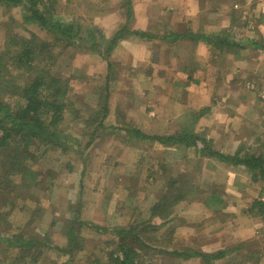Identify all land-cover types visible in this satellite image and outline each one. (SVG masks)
I'll return each mask as SVG.
<instances>
[{"label": "rangeland", "instance_id": "obj_1", "mask_svg": "<svg viewBox=\"0 0 264 264\" xmlns=\"http://www.w3.org/2000/svg\"><path fill=\"white\" fill-rule=\"evenodd\" d=\"M149 1L45 0L49 10L45 14L53 23L51 13L60 22L79 18L84 30L96 28L111 38L125 24L148 33L146 16L162 8ZM168 6L171 19L184 20L167 22L172 34L223 36L240 45L220 50L199 42L198 61L184 57L178 64L171 59L180 68L175 70L168 68L170 61L168 66L160 61L161 39L139 40L153 47L151 54L157 52L159 57L154 74L147 75L145 64L152 56L144 51L145 46L115 47L108 60L79 43L70 48L69 44L51 46L54 35L27 21L23 7L7 10L0 6V52L16 48L8 44L11 37L34 46L32 36L36 35V46L41 45L36 75L45 68L71 81L70 101L75 111L69 109L65 129L81 140L83 152L80 154L76 145L69 151H47L36 145L31 162L38 180L31 182L29 192L22 187L15 189V180L2 175L8 152H0V240L24 235L39 238L41 244L21 264L36 263L38 258L39 264H110V254L120 240L110 230L129 228H134L137 239L145 244L143 247L137 239H128L143 264H205L199 257L185 259L167 252L212 254L220 250L225 256L210 264H264V207L256 203L264 202V177L259 173L254 177L242 166L203 152L207 146L227 156L264 153V50L244 41L264 44V0H169ZM107 11L117 12L115 20L103 24L95 20ZM96 36L102 44L101 33ZM181 53L186 55L187 49ZM109 61L113 63L111 116L99 134L94 131L96 125L85 123L91 108L98 110L104 100ZM11 71L15 75L14 67ZM21 73L24 79L20 82L31 76L26 70ZM181 73H186L185 77ZM21 94L7 87L6 103L22 101L18 98ZM143 113H156L162 120L156 122L160 129H152L153 134L181 133L161 131V125L177 120L179 128L188 122L195 125L197 132L191 131L204 141L197 142L196 149L178 146L177 159L172 147L167 149L159 142L136 139L128 133V128L136 129L129 115ZM112 120L117 127H109ZM12 188L23 190L22 199L14 206L5 201L7 196L12 198ZM180 196L184 199L172 210L161 207L168 217H152L161 197L166 204ZM72 228L77 231L75 241L80 250L70 258L62 251L70 248L67 234ZM104 228L107 232L99 230ZM42 250L45 254L40 257ZM19 255V250H10L0 242V264H12Z\"/></svg>", "mask_w": 264, "mask_h": 264}, {"label": "trees", "instance_id": "obj_2", "mask_svg": "<svg viewBox=\"0 0 264 264\" xmlns=\"http://www.w3.org/2000/svg\"><path fill=\"white\" fill-rule=\"evenodd\" d=\"M127 1L131 3L130 0ZM0 6L5 7L7 10L23 7L28 13L25 17L27 21L37 24L41 29L47 30V32L54 35L55 38L50 41L51 46L69 44L70 48V46L77 45L76 43L83 44V46L85 45L95 53H100L106 57V60L110 58V55L114 52L115 47L118 46L120 41L128 38L143 40L151 37L149 33L131 30L128 25L125 24L117 30L111 38H107L96 28L84 30V26L78 20L79 18L77 20H71L69 23L60 22L59 18L56 16L54 17L50 12L51 16L56 21L53 23L48 14H45L46 10L49 12L48 8L45 6V0H0ZM128 10L130 11V8ZM98 32L101 33L102 44L99 43V39L96 36ZM222 37L223 36H209L203 34H176L172 36L174 39L190 38L220 50L233 47L234 45H240L235 40L227 41V39H223ZM16 38L12 39L11 37L8 42V44L16 45L14 50H10V48L7 47L6 50L0 52V152H8L7 169L2 172V175L13 181L15 180V189L22 187L23 190L29 192L31 191V182H37L38 180V174L32 169L31 162L34 158L33 148L36 145L47 151H69V149H74L72 145L73 147L76 145V147H78V152L80 154L83 152H80L81 140L78 138L80 141L77 139L76 141L74 136L69 134L67 132L68 130L65 129L69 109L71 108L73 112L75 111L70 101L71 81L67 79L64 80L62 77L53 73L51 74L45 71V68L36 75V68L39 67L37 60L41 55V45L37 43L36 46L38 37L36 35L32 36V38H34V46L29 42L19 43ZM244 41L258 49L264 50V44L249 42L247 40ZM48 43L49 41L43 42L42 44L45 46ZM13 67L16 70L15 75H13L11 71ZM112 67L113 63L109 61L107 74L104 78L106 86L104 100L98 110L91 108L89 111V119L87 118V123H85L86 125H88V123L96 125L94 131H97L99 134L100 130L106 129V121L110 112L109 87L112 83L110 72ZM22 70H26L31 74L30 78L32 79H28L30 80L29 83L27 82L28 80L20 82V78L24 79L21 73ZM17 82L20 85H18ZM7 87L14 89L15 92L22 91L21 96L18 95V98L22 97V101L19 99L15 101L14 105L7 104L4 98ZM11 99L15 100L16 98ZM78 113H81V111L78 110ZM95 122L96 124H94ZM128 131V133L136 139L156 141L165 146L195 147L196 149L198 147L197 142L204 141L200 134L191 130H185V132L167 136H151L137 129ZM99 134H97V136H92L91 140L86 144V148H89L95 142ZM9 152L12 153L10 154ZM203 152L205 155L215 157L221 162L242 166L253 173L254 177H258V173L264 177V153L259 155L246 154L245 156H227L207 146L203 149ZM23 190L16 192L12 188L10 190L12 191V198L7 196L5 201H12V205L14 206L15 201L22 199L21 194ZM182 199H184L183 196H180L175 200H168V202L164 204V198L162 199L161 197L151 211L152 217L159 219H163L164 216L168 217V212L164 211L163 213L161 211L172 210ZM256 203L261 205L262 208L264 207V202L258 201ZM163 205H165L166 208L162 210L161 207ZM37 215L40 217L41 213H37ZM99 230L107 232L105 228ZM110 232L118 235L120 239L117 249L110 254V264H143L140 261L139 252L128 242L130 238L137 239L134 228L110 230ZM77 235V231L74 228L67 234L70 248L62 252L69 255L70 258L80 250L75 241L78 240ZM46 240L50 239L47 238ZM39 241V238L34 239L25 237L24 235L8 236V238L0 240V242L4 243L10 250L17 249L20 251V255L15 261H12V264H21V261L24 263L25 258L41 245L38 244ZM137 241L141 246L145 247V244H143L141 240L137 239ZM43 248L45 247L43 246ZM146 248L151 249L148 246H146ZM45 250H51V248H45ZM167 253L185 259L199 257L205 264H210L212 261L225 256L224 250L212 254L195 251H190L189 253L180 251ZM44 254L45 251L42 250L39 256L41 257ZM32 260L35 259L32 257ZM33 264H39V258L36 260V263ZM63 264H67V261Z\"/></svg>", "mask_w": 264, "mask_h": 264}, {"label": "crops", "instance_id": "obj_3", "mask_svg": "<svg viewBox=\"0 0 264 264\" xmlns=\"http://www.w3.org/2000/svg\"><path fill=\"white\" fill-rule=\"evenodd\" d=\"M131 1L133 2L135 0H131ZM133 4H134V2H133ZM149 4H151L153 7H154V5H157V4H161L162 5L161 11H159L160 9H158V10H156L155 13L154 12L152 13V16H146L145 19L147 21V25H150V28L148 29V33L151 36L150 37L151 41H154L155 39H157V40L161 39V42H160V46H162L161 47V52H160L159 48H157V50L161 53L160 54V61H162L163 66L165 64H167V66H168L169 63H172L171 59H173V60L175 59V62L177 61L178 64H180V62L178 60H182L184 57H185V59H189V60H191V59L197 60L198 57L200 56V51H201V50L199 51L200 43L198 41H194V40H192L190 38H182V39H174V38H172L173 35L184 34V33L175 32V33L172 34L170 32V25H169V28H168L167 22L171 21V20H181V21H184V20H182L181 18H179V19H175V18L171 19L170 14H168L166 12V8L169 9V6H168L169 5V0H150ZM145 5H147V4H145ZM135 8L136 7H134V9ZM111 9H113V8H111ZM115 13H117V12L116 11H107L102 16H99V17L95 18V20L102 21V24L105 21H108V20H115V18H116V15L114 16ZM184 15L188 16V13H185ZM186 21H188V20H186ZM159 25H160V29H156V26H159ZM133 30L145 31L144 29H140V28L139 29L136 28V29H133ZM114 33H112L111 35L113 36ZM192 34H197V33L194 32ZM128 39L134 40L136 42L131 43V40L128 41L127 39H125V40L120 41L116 48L122 47L124 49L125 47H127V48L131 49L132 46H130V45H135V44L139 45V47H140V45L141 46H145V45H143L140 42V41H143V40L139 41V39H137V38H136V40L132 39V38H128ZM148 43H150V42H148ZM145 47H146V50H144V51L152 56V58L147 60V62L145 64L146 71H147L146 74L148 75V74H151L152 72L154 74L153 70H155L158 67V64H159L158 63V59H159V57L157 56L158 55L157 52L155 54L154 53L151 54V49H154L153 47L152 48H151V46L148 47V44H146ZM186 49H187V53H185L186 55H183L181 52L185 51ZM140 52H141V50H140ZM164 55H165V57H164ZM180 55H182L183 57L180 56ZM168 68L169 69H175V70H179L180 69L179 66H176V64H174V62ZM184 70H187V69H184ZM166 71H170V70H166ZM166 74L168 75V72H166ZM181 75H183V77H185L186 73H181ZM183 79H185V78H183ZM110 116H111V113L109 112V115H108V118H107L106 122H108V120L110 119ZM129 116L130 117H128V119L134 120L137 130H140L141 132H143L145 134L149 133V135L151 134V136L159 135L158 133L157 134H153L152 133L153 132L152 129H154V128L156 130L160 129L159 125L158 126L156 125V122L157 121H162L160 118H158L156 113H152L151 115L143 113V114H138V115H135V116H133L131 114ZM162 118H163V116H162ZM170 121H171V119L169 120V122ZM176 122H177V120H172L171 125L168 123L169 126H171L168 129H166L168 124L166 126L165 125H161L162 133H164V132L178 133V132L185 131L187 128L189 130H191V128H192L194 131L197 132V129L195 128L196 126L193 125V127H192L191 122H190V124H189V122L186 123L185 125L181 126L180 128H179L180 125L178 126L176 124ZM117 126H118L117 123L114 122L113 120L109 124V127L115 128ZM123 126H121V127H123ZM132 129H134V128H132ZM128 130H131V129L128 128ZM164 147H166L167 149H170L171 147H172V149H175L178 146H168L167 145V146H164ZM175 150L177 151V153L174 154V157L178 159L180 157V154L178 153L180 150L179 149H175ZM185 153H186V151H185ZM183 157H185V155H183Z\"/></svg>", "mask_w": 264, "mask_h": 264}]
</instances>
